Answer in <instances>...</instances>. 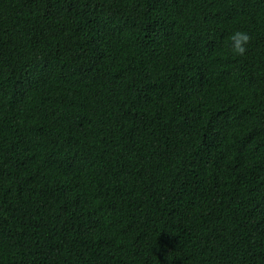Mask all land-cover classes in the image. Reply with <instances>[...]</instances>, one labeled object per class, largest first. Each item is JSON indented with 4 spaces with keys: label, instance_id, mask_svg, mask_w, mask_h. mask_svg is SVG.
Here are the masks:
<instances>
[{
    "label": "trees",
    "instance_id": "obj_1",
    "mask_svg": "<svg viewBox=\"0 0 264 264\" xmlns=\"http://www.w3.org/2000/svg\"><path fill=\"white\" fill-rule=\"evenodd\" d=\"M0 264H264V0H0Z\"/></svg>",
    "mask_w": 264,
    "mask_h": 264
},
{
    "label": "clouds",
    "instance_id": "obj_2",
    "mask_svg": "<svg viewBox=\"0 0 264 264\" xmlns=\"http://www.w3.org/2000/svg\"><path fill=\"white\" fill-rule=\"evenodd\" d=\"M252 37L244 29H235L226 37L225 46L234 56H242L246 53Z\"/></svg>",
    "mask_w": 264,
    "mask_h": 264
}]
</instances>
